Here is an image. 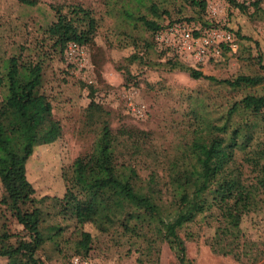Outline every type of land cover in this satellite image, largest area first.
<instances>
[{"label":"rangeland","instance_id":"rangeland-1","mask_svg":"<svg viewBox=\"0 0 264 264\" xmlns=\"http://www.w3.org/2000/svg\"><path fill=\"white\" fill-rule=\"evenodd\" d=\"M29 1L34 5L0 0V77L10 57L41 63L40 92L49 100L62 131L54 143L36 148L26 164L35 198H47L42 205L47 214L45 229L53 225L63 230L55 241L43 245L36 258L42 264H69L74 255H81L76 250L82 230L90 234L91 248L80 257L91 264H178L169 247L153 235L137 239L117 224L106 232L97 223L80 227L69 213L59 214L52 199H61L72 186L74 162L93 150L101 120L108 121L117 137V168L126 173L133 170L137 186L157 199L166 217L176 210L179 193L174 177L194 162L192 144L213 125L221 126L229 119L232 128L248 118L256 125L254 137L264 145V111L256 118L231 112L243 96L259 95L264 89L233 90L190 77L192 70L217 81L259 74L254 58L260 53L264 64V0L244 12L224 0H204L205 9L185 0ZM76 5L92 12L97 29L91 43L78 46V53L70 58L66 49L59 52L53 47L46 30L56 20V9L68 13ZM151 6L157 8V15L150 12ZM143 16L163 27L158 36L136 20ZM203 23L232 33L237 50L222 47L218 54L200 60L175 52L165 30L176 24L201 28ZM5 93L0 88V100ZM91 102L102 112L89 118ZM243 153H236V165L242 168L244 164V178L251 182ZM257 199V205L242 215L238 229L231 230L233 234L222 229L225 224L216 207L184 226L179 237L187 260L192 264H264V189ZM0 231L13 236L22 233L1 205ZM15 241L13 237L11 242ZM7 263L0 258V264Z\"/></svg>","mask_w":264,"mask_h":264},{"label":"trees","instance_id":"trees-1","mask_svg":"<svg viewBox=\"0 0 264 264\" xmlns=\"http://www.w3.org/2000/svg\"><path fill=\"white\" fill-rule=\"evenodd\" d=\"M185 1L205 9L204 0ZM224 1L240 12H244L247 6L257 7L258 4L257 0L248 5L236 0ZM22 2L34 5L29 0ZM149 10L157 15L155 6ZM55 13V22L46 30L53 47L63 52L70 43L77 46L91 43L97 21L89 9L76 5L68 13L60 9H56ZM126 17L130 15L126 14ZM136 20L153 35L163 28L144 16ZM254 62L260 72L253 76L239 75L217 81L192 70L190 77L224 84L233 90L264 89V64L260 53ZM42 71L41 63H26L20 58L10 57L0 77V88L6 92L0 100V205L22 227V233L16 236L0 231V258H6L7 264H42L36 258L37 252L47 241H55L63 231L53 225L45 229L47 214L42 205L47 198L36 199L35 191L26 178V164L36 148L54 143L62 132L59 122L53 118L49 100L40 92ZM237 111L246 117H259L264 111V91L259 95L243 96L231 107L232 113ZM88 112L90 118L102 110L91 102ZM241 121L232 128L228 126L229 119L221 126L213 125L205 137L192 144L190 150L194 162L174 177L179 193L176 210L166 217L160 213L157 199L137 186L134 171L126 173L117 168V137L113 135L108 121L101 120L93 150L75 160L73 184L61 199H52L53 206L61 215L69 213L80 227L97 223L100 230L106 232L117 224L136 238L142 236L146 240L151 234L156 241L169 247L178 264H192L186 258L184 241L179 237V231L184 226L216 207L225 224L222 229L229 233L238 229L242 215L260 201L257 198L259 190L264 189V145L254 137L256 125H251L248 118ZM243 151V163L253 176L251 182L244 178V164L242 168L236 165V153ZM13 237L15 242H11ZM90 245V234L81 230L76 250V254L81 255L74 256H87Z\"/></svg>","mask_w":264,"mask_h":264},{"label":"built area","instance_id":"built-area-1","mask_svg":"<svg viewBox=\"0 0 264 264\" xmlns=\"http://www.w3.org/2000/svg\"><path fill=\"white\" fill-rule=\"evenodd\" d=\"M252 0H236L238 3L248 5ZM161 32V31H160ZM162 34V33H161ZM159 32H157V36ZM169 35L175 52L186 54L189 57L200 60L209 55H216L222 47L235 52L238 48L234 35L228 31L215 27H189L184 24H176L165 30ZM79 47L70 43L66 48L68 57H75ZM90 82V81H89ZM140 112V110H138ZM69 264H91L80 256H73Z\"/></svg>","mask_w":264,"mask_h":264}]
</instances>
